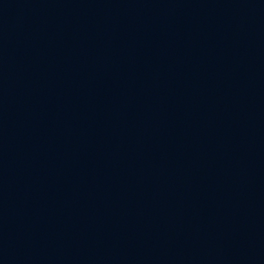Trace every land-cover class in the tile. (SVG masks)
<instances>
[{
  "label": "water",
  "instance_id": "water-1",
  "mask_svg": "<svg viewBox=\"0 0 264 264\" xmlns=\"http://www.w3.org/2000/svg\"><path fill=\"white\" fill-rule=\"evenodd\" d=\"M0 264H264V0H0Z\"/></svg>",
  "mask_w": 264,
  "mask_h": 264
}]
</instances>
